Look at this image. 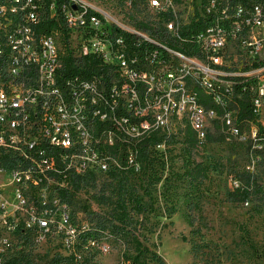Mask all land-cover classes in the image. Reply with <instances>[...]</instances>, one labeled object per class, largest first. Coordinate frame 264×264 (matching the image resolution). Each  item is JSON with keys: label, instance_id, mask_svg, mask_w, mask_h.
<instances>
[{"label": "built area", "instance_id": "obj_1", "mask_svg": "<svg viewBox=\"0 0 264 264\" xmlns=\"http://www.w3.org/2000/svg\"><path fill=\"white\" fill-rule=\"evenodd\" d=\"M145 1L0 0V264L14 233L74 247L60 192L77 175L139 174L154 131L189 124L201 148L218 122L259 146L264 0Z\"/></svg>", "mask_w": 264, "mask_h": 264}, {"label": "rangeland", "instance_id": "obj_2", "mask_svg": "<svg viewBox=\"0 0 264 264\" xmlns=\"http://www.w3.org/2000/svg\"><path fill=\"white\" fill-rule=\"evenodd\" d=\"M88 1L112 12L120 8L115 0ZM157 152L162 162L163 153L169 157L164 171L161 163L156 175H129L126 183L147 207L136 217L143 224L140 238L153 251L148 264H264V191L240 206L233 205L228 191L237 181L227 172L230 161L244 160L264 188V151L258 156L235 155L225 142L204 144L193 152L196 160L209 166L207 178L198 186L181 175L180 144H162ZM120 177L98 175L94 182L69 195L66 204L80 237L85 233L82 228L93 223L92 212L104 213L114 205ZM191 189L198 193L200 204L190 211L184 193ZM189 213L193 224L189 223ZM81 241L77 239L75 247H69L57 233L43 238L34 233H14L13 245L2 263L17 259L21 264L26 260L31 264H119L123 245L116 235L106 232L82 241L80 246Z\"/></svg>", "mask_w": 264, "mask_h": 264}, {"label": "trees", "instance_id": "obj_3", "mask_svg": "<svg viewBox=\"0 0 264 264\" xmlns=\"http://www.w3.org/2000/svg\"><path fill=\"white\" fill-rule=\"evenodd\" d=\"M134 7H139L138 4H134ZM147 28V27H145ZM153 34L156 32L151 31ZM65 67L69 71L81 70V66L89 68L92 66L90 63H79L73 62L72 58H68L64 63ZM242 126L248 128L253 120L252 111L250 110L249 103L246 101L241 102V107L238 112ZM175 128L171 132L166 130L154 131L151 134L149 140L151 147L139 149L137 160L141 162L142 170L139 174L134 176L142 177L146 173L156 175L158 166L163 163V171L166 166V161L169 157L165 158L163 153L162 158L159 157L157 152V145L163 143L165 146H177L180 144L181 154L183 155V167L184 171L181 173L184 178L191 183L193 186H198L204 182L208 176L209 166L202 161H198L194 157V150H199L198 138L196 131L186 124L181 126L180 123L174 126ZM259 141L258 145H262V148L253 147V145L237 141L234 139L227 140L226 136L222 131V126L218 122H214L213 131H209L205 144L212 142H225L227 148L231 153L240 155L242 153H254L256 156L261 155L264 151V125L259 129ZM146 144V143H145ZM204 145V144H203ZM121 154L122 150H121ZM121 161L125 163L123 155ZM228 174L238 182L232 189L228 191V200L235 206H240L242 203L248 201L253 194L262 193L264 191L263 186L258 182L255 174L250 170L244 160L230 161L228 167ZM121 175L119 179L120 186L117 192V199L113 203L114 205L106 212H92L94 218L93 223L87 224L83 227L84 236L80 237L82 241L95 239L96 237L102 236L106 232L112 235H116L123 245L121 251V260L119 264H148L152 257V250L149 246L145 245L141 236L142 222L136 215L143 213L147 210L144 203L141 202L139 195L136 191L131 192L127 189V181L129 174L122 172L119 174L112 175L116 177ZM111 176V177H112ZM97 176L94 174H87L85 176L77 175L72 177V189L62 190L60 192L61 198L66 202L68 201L69 195L79 191L82 187L89 185L94 182ZM185 200L188 204V209L195 210L199 207L200 197L198 193L191 189L184 193ZM188 220L190 224H193L191 213L188 214ZM79 238V239H80ZM82 241L80 246H82ZM76 245V244H75ZM74 245V247H75ZM79 247V245H77ZM7 264H21L17 259L7 261ZM25 264H31L29 260H26Z\"/></svg>", "mask_w": 264, "mask_h": 264}]
</instances>
